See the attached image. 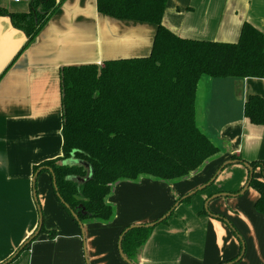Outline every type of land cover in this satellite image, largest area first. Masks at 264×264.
<instances>
[{
  "label": "crops",
  "instance_id": "1",
  "mask_svg": "<svg viewBox=\"0 0 264 264\" xmlns=\"http://www.w3.org/2000/svg\"><path fill=\"white\" fill-rule=\"evenodd\" d=\"M0 7L24 13L30 3L0 0ZM244 22L264 32V0H168L163 20L181 37L229 42L239 39ZM155 34L153 24L100 13L97 0H63L35 42L19 53L26 34L9 16H0V264L38 227L33 194L37 166L64 156L62 68L149 56ZM254 94L264 97V79L203 75L196 91V123L220 152L181 180L144 176L115 184L107 198L116 206L113 220L83 223L87 254L79 224L57 198L51 172L42 170L37 178L39 203L45 227L57 235H39L8 264H129L118 246L127 227L155 222L226 162L237 157L264 160V125L245 116V103ZM254 175L261 178L260 170ZM248 179L246 166L228 163L212 185L154 226L133 262H229L240 252L241 237L245 253L234 264H264V214L255 207L258 194L253 188L212 200V215L205 209L210 196L239 192Z\"/></svg>",
  "mask_w": 264,
  "mask_h": 264
},
{
  "label": "trees",
  "instance_id": "2",
  "mask_svg": "<svg viewBox=\"0 0 264 264\" xmlns=\"http://www.w3.org/2000/svg\"><path fill=\"white\" fill-rule=\"evenodd\" d=\"M62 2L30 0V9L24 13L0 7V16H9L13 26L27 36L19 53L35 42ZM167 2L97 0L104 15L156 26L150 55L108 60L101 65H65L61 70L64 156L37 166L35 171L43 165L53 169L58 191L70 209L57 198L76 222L71 210L83 223L112 221L116 211L107 198L120 181L144 176L181 180L220 152L196 123V91L203 75L264 79L263 31L244 22L234 42L184 38L163 23ZM245 116L264 125L263 96L250 95ZM249 163L261 173V178L253 176L250 187L258 194L256 209L264 214V160ZM153 229L136 227L124 235L123 250L130 260L136 262ZM44 233L50 238L57 235L45 222L39 235ZM242 249L241 245L230 261L237 259Z\"/></svg>",
  "mask_w": 264,
  "mask_h": 264
},
{
  "label": "water",
  "instance_id": "3",
  "mask_svg": "<svg viewBox=\"0 0 264 264\" xmlns=\"http://www.w3.org/2000/svg\"><path fill=\"white\" fill-rule=\"evenodd\" d=\"M240 163V164H243L244 166H246V168L249 170V179L247 181V183L245 184L244 188L239 191V192H236V193H230V192H219V193H216V194H213L212 196H210L207 201H206V204H205V209L206 211L212 215V213L210 212L209 210V203L216 199V198H219V197H225V196H239L241 194H243L249 187H250V183H251V180L254 176V167L249 163V162H242L240 160H231L229 162H226L225 164H223L219 169L218 171L216 172V174L208 181L206 182L205 184L199 186L198 188H196L195 190L189 192L188 194L182 196L180 199H178L175 204L171 207V209L165 214L163 215L161 218H159L158 220H156L155 222H151V223H140V224H133L129 227H127L120 239H119V252L121 254V256L124 258V260L126 262H128L129 264H136L134 263L132 260H130L128 258V256L125 254L124 250H123V245H122V241H123V237L124 235L131 229L133 228H136V227H152V226H155L156 224L158 223H161L163 220L169 218L172 214V212L175 210V208L184 200L186 199L187 197H190V196H194L196 193L200 192V191H203L205 190L207 187H209L210 185H212L215 180L217 179V177L220 175V173L223 171V169L225 168V166L228 164V163ZM49 170L52 174V177H53V184H54V188L56 190V194L57 196L60 198L61 202L65 204V206L67 208L70 209V206L65 203L64 199H62L61 197V194L59 193L58 191V187H57V182H56V178H55V174H54V171L51 167L49 166H41L34 174L33 176V194H34V197H35V201L37 203V208H38V211H39V223H38V227L37 229L35 230V232L20 246V248L8 259L6 260L5 262H3L2 264H8L10 263L11 261H13L17 256L18 254L23 250V248L30 244L39 234H40V231L43 227V224H44V214H43V210H42V207L39 203V198H38V193H37V178H38V175L39 173L42 171V170ZM91 169V168H90ZM90 175H91V172H90ZM79 179H82V178H79ZM72 212V215L74 216V218L77 220L81 230H82V233H83V238H84V248H85V252L87 254V243H86V234H85V227H84V224L83 222L80 220L78 214L71 210ZM215 217H219L218 215L216 214H213ZM227 221V220H226ZM229 223V221H227ZM230 224V223H229ZM231 225V224H230ZM239 236V235H238ZM240 237V236H239ZM241 239V242H242V246H243V249H242V253L240 254V256L235 259L234 261H230V262H227V263H223V264H234L236 263L237 261L241 260V258L243 257L244 253H245V242L243 241V239L240 237Z\"/></svg>",
  "mask_w": 264,
  "mask_h": 264
},
{
  "label": "built area",
  "instance_id": "4",
  "mask_svg": "<svg viewBox=\"0 0 264 264\" xmlns=\"http://www.w3.org/2000/svg\"><path fill=\"white\" fill-rule=\"evenodd\" d=\"M15 3L29 2L30 0H12Z\"/></svg>",
  "mask_w": 264,
  "mask_h": 264
},
{
  "label": "rangeland",
  "instance_id": "5",
  "mask_svg": "<svg viewBox=\"0 0 264 264\" xmlns=\"http://www.w3.org/2000/svg\"><path fill=\"white\" fill-rule=\"evenodd\" d=\"M174 204H175V203H174ZM174 204H173V205H174ZM113 206H114V208H115V210H116V206H115V205H113Z\"/></svg>",
  "mask_w": 264,
  "mask_h": 264
}]
</instances>
